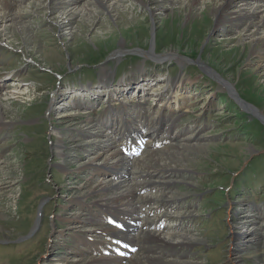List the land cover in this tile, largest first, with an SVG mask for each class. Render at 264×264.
Segmentation results:
<instances>
[{"label": "rangeland", "instance_id": "1", "mask_svg": "<svg viewBox=\"0 0 264 264\" xmlns=\"http://www.w3.org/2000/svg\"><path fill=\"white\" fill-rule=\"evenodd\" d=\"M30 1L31 3L25 7L17 5L19 4L17 3L16 6L18 7L14 8L20 11L15 10L14 13L12 9L5 11L0 7V35L4 34L2 38L5 40V44L11 46L14 50L7 49L8 54L6 56L4 53H0V62H2L4 69L22 68L23 64H25L22 57L30 59L28 64L37 68H33V71L29 70L27 75L26 72L30 67L25 65L24 67H27V70L23 77L26 78L27 85L17 88L15 92L9 95L0 96V99L7 98L4 102L9 104V108L4 109L5 117L3 119L8 121L7 124H11L10 128L4 130L8 132L7 136L9 138L2 140L0 144V148L7 147L10 150L5 155L0 167V240H8V238L16 235L28 233L42 201L49 199L50 196L53 198V194L59 198L61 188L55 189L56 185L54 182H51V184L46 181L51 180L50 172L47 171L49 168L48 157L51 155V150L53 156L59 159L57 161H60L64 158V153L70 152L68 147L82 144L79 142V137L72 135L69 131L73 128L76 129L79 122L85 117L81 116L82 120H77L76 123L74 118L73 120L71 118L70 121H65V119L70 117L59 119L60 116L66 113H77L75 107L69 109V112L62 113L58 119H49L48 115L46 118L47 113L45 111L49 106L48 93L56 88L58 81L55 77L60 74L63 77L62 74H65L64 81L70 83L81 80L84 82L98 75L97 71L101 67L99 66L100 64L108 65L111 68L116 64V66H119L116 71L120 72L131 68V65L134 66V63L137 62L138 65L134 68L141 67L143 63L149 67L150 72L146 76L159 71L158 78L165 77L160 87L154 90L155 94L159 92L162 94L165 91L167 96L169 89H172L175 82L181 81L182 86L180 87H187L189 82L186 79H189L191 87L187 88V92L190 91L191 94L188 96L192 97L186 100L188 98L187 94L180 95V102L184 103L187 101L188 106L187 112L182 114V118L189 123H192L193 120H196L201 115H204L207 119V126L204 128L205 133H200V130H197V135L199 136L194 143L191 144L189 140L196 131H193L191 137L185 142L180 141L174 144L178 146H209L206 157L198 158V156L189 152L186 156L192 158L194 163L189 168L184 169L186 172L177 169L164 171L170 173H175L176 171L181 172V174L188 173L187 176L191 182H180L177 185L178 191L191 196H194V192H197L204 196L197 211L201 214L197 224L201 234L210 246L205 251L208 257L206 264H213V262H220L219 264H221L225 255V239H228L225 227H222L220 222L223 212L218 210L220 205H225L228 198L223 190L234 179L235 185L230 192V196L235 198L236 190L241 187L245 181L244 178H248L249 181L246 188L257 191L261 186L260 195L262 200H264V187L262 186L264 184V125L260 122L258 123L252 118L253 115L246 113L247 109H244L242 105L231 99L227 95L228 91L225 86L222 87L219 83L217 84L214 77L212 78L207 71L198 68L197 62H201L207 67L209 66L210 69L213 68L215 74L220 75L223 80L233 86L234 92L239 97L259 109L258 111L264 116V61L258 62L257 60L260 57L258 59H248V47L243 41L240 44L237 43L241 24L233 27L234 25H219L213 20L211 22L209 13L206 12V9H203L202 5L197 3V5L194 4L188 7L186 0H180L183 1V4L180 3L173 6L164 4L165 9L162 11H156L151 0H73V4H71V0H66L64 3L71 1L70 6L68 5L67 7L66 5L55 3L56 0H54L51 5V13L53 14L46 13L44 1L41 3L37 0ZM203 1L207 2L208 0ZM250 1L260 4L261 0ZM103 2H106L108 6H105ZM25 4L23 3V5ZM261 4H264V1ZM75 7L80 9L78 16L75 14L76 17L71 19V25H67V29L63 26L60 28L56 20L61 19L62 12L67 9H69L67 11H76ZM150 7L156 12L153 15L154 21H152L150 9H148ZM157 12H159L158 15H156ZM12 13L16 17L14 22L5 18L6 15ZM200 13L203 14L202 17L199 15ZM111 16L114 18H111ZM13 23L24 26L31 43L24 44L22 39L25 38V35L19 33V31L12 32L8 30ZM222 27L223 32L221 30ZM68 30H72L71 34L65 35ZM18 36H21L22 39ZM206 38L209 39L206 40ZM235 41L237 42L235 43ZM138 49L148 51L149 55H152V52L154 54L174 52L182 57L196 60V63L185 62V58L182 57H179V60L169 58L161 63L152 57L143 56L135 52ZM129 59L131 60L128 61ZM124 60L127 61L123 62ZM184 62L186 63L185 68L182 69L184 75L182 73L178 78H171L181 73L178 63L183 64ZM259 65H262L263 69H256ZM39 67L43 69L38 70ZM145 77L143 76L142 80ZM125 78L131 79V77ZM167 82L172 85H166V87L162 88ZM103 87L98 88L103 90L105 86ZM19 89L27 92L18 94L16 92ZM95 95L93 94L91 97ZM189 102L191 103L189 104ZM102 107L103 105L101 104L99 108L90 111L88 117H97ZM114 111L119 112L121 109H114ZM108 119L109 121L105 126L109 128L110 132L112 134L119 132L120 123L114 118L111 119L110 116ZM137 119H141V115H138ZM158 123L156 122L154 123L155 125L153 124L149 127L156 126ZM83 125H87L85 119L83 120ZM10 132L15 133L10 135ZM86 136L89 135H84L83 137ZM27 138L28 141H26ZM50 139L52 140L50 142L51 148L49 147ZM94 142L102 144L98 139ZM108 143L106 142L107 145L104 146L101 145L103 152H98L97 156L110 151L112 143L110 145ZM169 145L173 146V144ZM250 148L252 151L248 154L246 149L249 151ZM149 151L153 150H148L145 153L143 163L152 167L153 162L149 160ZM78 152L81 157L78 156ZM23 153L25 154V164L20 163ZM71 153L74 158L67 160V163L77 157V161H73L72 165L77 164L76 162H79V160H85L87 157L86 152L77 150V148L72 147ZM111 154L104 163L111 161L113 156ZM88 163L91 164L89 166L92 168L93 175L97 174L102 168L96 166L97 163L93 162V158H90L84 164ZM157 167L152 168L158 170ZM89 171H91L89 168L84 169L80 173L79 179L74 184H71L73 186H69L70 196H78L82 193L85 195V200L90 201L98 198V196H92L94 193V195L100 194V192L106 194V192L113 189L103 188L104 182H107L103 178L97 181L94 179L93 181L99 183L95 188H92L95 183L85 180L91 173ZM181 179L183 178L175 180L178 182ZM55 182L61 183V177L56 179ZM110 182L112 183L111 180ZM88 188H91V190L86 192ZM98 188L100 189L97 191L96 189ZM22 189V195L19 197L18 194ZM18 199L19 208L16 207ZM107 200L108 198L105 199V201ZM49 206L50 204L46 206L44 211L41 222V234L46 230V227H51V219H48ZM62 206L61 202L59 208ZM211 210L212 215L209 217L208 213ZM17 212L20 214L18 219L16 216ZM66 212L69 213L70 210ZM184 213L190 214L191 212L187 211ZM180 215L182 214L180 213ZM261 223H264V219ZM87 225L85 227H88ZM165 235L170 238L168 232ZM260 235L263 238V234ZM181 236L187 237L185 234H181ZM177 237L179 238L180 236ZM175 238H172V240ZM69 239L67 237V240ZM150 239L158 240L152 236ZM163 240L160 241L164 244L169 241ZM170 243L172 242L170 241ZM136 255H138L137 252ZM142 258H144L145 264H150L147 260L156 257ZM165 260L178 261L173 259ZM74 261L76 260H71V262ZM185 261L188 262L189 260H180L178 262ZM196 263L204 264L203 262ZM77 264H81V262Z\"/></svg>", "mask_w": 264, "mask_h": 264}, {"label": "bare ground", "instance_id": "2", "mask_svg": "<svg viewBox=\"0 0 264 264\" xmlns=\"http://www.w3.org/2000/svg\"><path fill=\"white\" fill-rule=\"evenodd\" d=\"M64 1H66V0H62V3H64ZM71 1H72L71 4H73L74 1L73 0H71ZM71 1H68V3H70ZM100 1H103V0H100ZM151 1H152L153 5L155 6L154 9H156V11L164 10L165 9L164 4L172 5V6L175 4H180V3L183 4V1H180V0H151ZM201 2H200V0H186V5L188 7H191V5H194V4L197 5V3L199 5H202L203 9H206L207 10L206 12L209 13L210 21L211 22H212V20L216 21V23L219 25H223V24L227 25V26H233L234 25L233 27H235V25L241 24V26L239 28L238 42L235 41V43L237 42L240 44L243 41V43L248 47V52H249L248 59H252V58L258 59L260 57L262 60L259 58V60H257V61L258 62L264 61V4L251 2L250 0H208L207 2H204L203 0H201ZM65 3H67V2H65ZM104 5L108 6V4H106V2L104 3ZM0 7L2 9H4L5 11H10L12 9L13 13L15 12V10L20 11L19 9L14 8L13 5L9 3V1H5V0H0ZM16 7H18V6H16ZM106 8H108V7H106ZM75 9H76V11L75 10L74 11H67V10H69V9H67L64 12H62L61 19L56 20L57 23L59 24L60 28H61V26H63V27H66V29H67L68 28L67 25H71V22H72L71 19L78 16V11H80V9H77V7H75ZM148 9H150L151 19H152V21H154L153 15H155V13H156V12H154L155 10H152L151 7ZM107 11H108V9H107ZM13 13L6 15L5 18L7 20H10L11 22L16 21V17ZM75 14H76V16H75ZM158 14H159V12H157L156 15H158ZM199 15L202 17L203 14L200 13ZM53 18H55V17H53ZM111 18H114V17L111 16ZM71 29H73V28H71ZM8 30H11L12 32L19 31V33H22L25 35V38H23V39L21 36H18V37H21L22 41H24V44L31 43L30 42L31 40L27 37V30L24 28V26L17 25V23H15V24L13 23V25L9 26ZM71 31L68 30L65 35H68ZM0 36H1L0 38L3 39L2 37H4V34H1ZM207 39H209V38H206V40ZM10 42H12V41H10ZM258 49H259V51H258ZM118 52H120V51H118ZM118 52H116V53H118ZM116 53H113V54H116ZM141 53H143V56H147L150 58L152 57L154 60L160 61V62H162V59L174 58V59L179 60V57H182L179 54H176L174 52L166 53V54H160V55L154 54L153 52H152V55H149V53H147V52H141ZM182 58H180V59H182ZM184 61H185V59H184ZM262 62H261V64H262ZM204 66H205V64H204ZM205 67L207 69V72H210L211 74H213L215 80H217L220 84H225L226 86H228V87L230 86L231 88L233 87L230 83L223 80V78L220 75L218 77L213 72V68L210 69L209 66L208 67L205 66ZM256 69H260V70L263 69L262 65L261 66L259 65V67L257 66ZM148 76H153V75H148ZM145 78H144V80H145ZM124 79H127V81L132 80V79H128V78L123 77L122 79L118 80V82H115L114 85H111V83H107L105 85V83H104L103 86H105V89H103V90H101L100 88H96L95 90H91V91L86 90L87 94L98 95V94H100L101 91H104V90H109V91H114L116 89L118 90V89H120L118 85H120L122 83L126 85V83L123 82ZM137 85H139V84H137ZM166 85H167V83L162 88L166 87ZM103 86L100 85L101 88H104ZM179 86H182L181 81H177L174 83L173 88L169 89V92L167 93L166 99L164 98V102L161 105L168 103L169 100L173 101L175 104L181 103L180 102L181 96H178L179 95L178 90H176V88ZM223 86L224 85H222V87ZM19 90L16 93L23 94L24 92H27L25 90H20V91ZM154 94H155V92H154ZM160 94H161V92L156 93L155 95L158 96ZM82 96H84V95H82ZM4 100L6 101L7 98L0 99V120H1L0 124L6 125L7 122L3 120V118L5 117L4 109H8L9 104L4 102ZM77 115L78 114L76 112H73V113L69 112V113H66V114L60 116L59 119H61L62 117H70L68 119H65V121L67 122V121H70L71 118L73 120V118L77 117ZM71 116H73V117H71ZM134 117H138V114L134 113ZM155 127L156 126H153V127L147 126L146 127L147 133L149 135H154L156 133ZM149 128H150V130H149ZM158 131H160V129H158ZM140 132L141 131L135 130V133H140ZM208 150H209V146H204V145H199V146L180 145V146H178V145L173 144V146L167 145V147L165 146V147L159 148L157 150L149 151L148 155H150L149 160H151L153 162V164L151 163L152 167H157V165H159V167H157L158 171L171 170V169H177V170L183 171L184 169L189 168V166L194 163V162H192L193 161L192 158H189L186 156L187 153H189V152L193 153L195 156H198V158H199V157H206V155L208 154ZM246 150H247L246 152L248 154L251 153V151H252L251 148L249 151H248V149H246ZM184 172H186V170H184ZM106 180H107V182L103 181L105 184L100 182L101 184H104L103 188H114L115 187V185L113 183H111L110 180H108V179H106ZM170 182H176V180L170 178V179H167V181H164L163 183L166 184V183H170ZM101 188H102V186H101ZM99 189L100 188H98L96 190L98 191ZM90 190H91V188H88L86 190V192H89ZM171 235L181 236V234H171ZM163 238H165L163 241L169 240L168 242H170V238H168V236H163ZM142 257L135 254L131 257L130 263L131 264H141V263L145 264V261H143L144 258H142ZM147 262L150 264H201V263H190L189 261L188 262L187 261L178 262V261H172V260H165V259H161V258H153V259L147 260Z\"/></svg>", "mask_w": 264, "mask_h": 264}, {"label": "water", "instance_id": "3", "mask_svg": "<svg viewBox=\"0 0 264 264\" xmlns=\"http://www.w3.org/2000/svg\"><path fill=\"white\" fill-rule=\"evenodd\" d=\"M197 65H199L202 69H203V65H201L200 63H197ZM62 75H65V74H62ZM61 76V74L59 75V77ZM231 93L233 94V95H236L233 91H231ZM238 100H239V102L240 103H242V104H244V106H247V109H249V105H248V103L247 102H245L243 99H240V98H238ZM252 109H255V107L254 106H250ZM252 113H253V111H252ZM256 116V115H255ZM257 118L264 124V116L263 115H261V116H257Z\"/></svg>", "mask_w": 264, "mask_h": 264}]
</instances>
